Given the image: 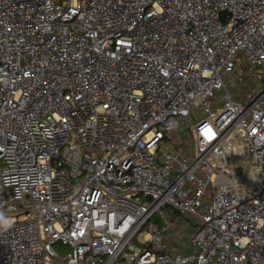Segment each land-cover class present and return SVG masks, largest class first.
<instances>
[{
	"label": "built area",
	"instance_id": "built-area-1",
	"mask_svg": "<svg viewBox=\"0 0 264 264\" xmlns=\"http://www.w3.org/2000/svg\"><path fill=\"white\" fill-rule=\"evenodd\" d=\"M0 161V264H264V0H0Z\"/></svg>",
	"mask_w": 264,
	"mask_h": 264
},
{
	"label": "rangeland",
	"instance_id": "rangeland-1",
	"mask_svg": "<svg viewBox=\"0 0 264 264\" xmlns=\"http://www.w3.org/2000/svg\"><path fill=\"white\" fill-rule=\"evenodd\" d=\"M256 71L260 72V68H257ZM227 84L229 85V89L230 91H232L234 98L236 100L239 101H243L245 102V96L244 94L246 93L247 89L244 88V86L238 84L237 82H233V79H228L227 80ZM187 134V130H184L181 132V135L186 136ZM3 167V163L0 161V169ZM174 213V214H173ZM173 215L179 216L177 214V212H172ZM16 221L15 217H4L1 221V226L2 227H9L12 224H14V222ZM194 223H195V219L191 216H185L182 217L179 221V224L177 226V228L175 230H173V234L175 235V237L177 238H181V234L183 235V237L180 239L179 243H185L187 242V236L188 234H190L192 232V228L194 227ZM140 240H144L143 235L140 236ZM172 245H174V248L179 249L180 246L173 243ZM55 250L61 255L64 256L67 254V252L70 251V249L68 247H64L61 244H57L55 245Z\"/></svg>",
	"mask_w": 264,
	"mask_h": 264
},
{
	"label": "crops",
	"instance_id": "crops-1",
	"mask_svg": "<svg viewBox=\"0 0 264 264\" xmlns=\"http://www.w3.org/2000/svg\"><path fill=\"white\" fill-rule=\"evenodd\" d=\"M194 225H195V223H194ZM191 228L193 229L194 227H191ZM177 239H179V238L175 237V235L173 234V231H171L170 232V235H167L165 241L168 244V246H169L170 249L180 251L181 250V244L179 243L180 240H177ZM173 243L179 245L180 248L179 249L174 248L175 246L172 245Z\"/></svg>",
	"mask_w": 264,
	"mask_h": 264
}]
</instances>
